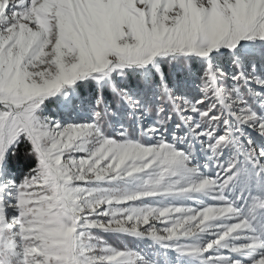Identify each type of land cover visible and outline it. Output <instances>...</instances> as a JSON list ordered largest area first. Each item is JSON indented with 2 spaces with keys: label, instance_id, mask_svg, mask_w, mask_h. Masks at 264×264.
Segmentation results:
<instances>
[{
  "label": "snow or ice",
  "instance_id": "6c2138e0",
  "mask_svg": "<svg viewBox=\"0 0 264 264\" xmlns=\"http://www.w3.org/2000/svg\"><path fill=\"white\" fill-rule=\"evenodd\" d=\"M0 264H264V0H0Z\"/></svg>",
  "mask_w": 264,
  "mask_h": 264
}]
</instances>
